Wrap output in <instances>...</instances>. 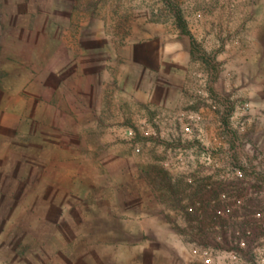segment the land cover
I'll return each mask as SVG.
<instances>
[{
	"label": "rangeland",
	"instance_id": "1",
	"mask_svg": "<svg viewBox=\"0 0 264 264\" xmlns=\"http://www.w3.org/2000/svg\"><path fill=\"white\" fill-rule=\"evenodd\" d=\"M204 152L264 171V0H0V264H202Z\"/></svg>",
	"mask_w": 264,
	"mask_h": 264
},
{
	"label": "built area",
	"instance_id": "2",
	"mask_svg": "<svg viewBox=\"0 0 264 264\" xmlns=\"http://www.w3.org/2000/svg\"><path fill=\"white\" fill-rule=\"evenodd\" d=\"M184 131L189 133L191 128L185 126ZM178 159L182 160L181 155ZM189 160H199L204 167L201 172L181 170L182 180L189 186L199 181L204 192L210 194L213 186L209 177L215 171L221 177L217 195H207L196 203L211 208L219 221L212 227L210 240L190 246L191 255L202 264H264V171L232 158H227V167L222 169L215 156L205 152L190 155ZM209 167L217 170L209 171ZM234 213L236 225L228 227L225 223Z\"/></svg>",
	"mask_w": 264,
	"mask_h": 264
}]
</instances>
